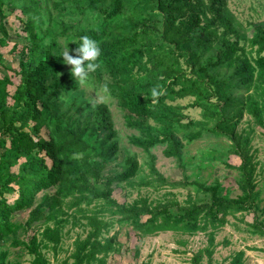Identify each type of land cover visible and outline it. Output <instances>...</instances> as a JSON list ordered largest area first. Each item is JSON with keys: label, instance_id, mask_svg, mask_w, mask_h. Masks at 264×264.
<instances>
[{"label": "trees", "instance_id": "trees-1", "mask_svg": "<svg viewBox=\"0 0 264 264\" xmlns=\"http://www.w3.org/2000/svg\"><path fill=\"white\" fill-rule=\"evenodd\" d=\"M5 5L26 15L25 35H11ZM249 24L251 35L229 0H0V47L15 39L10 51L17 59L14 66L0 52V264H9L1 245L10 236L33 256L32 264H52L42 249L56 253L65 225L83 219L87 234L57 264H108L122 248L118 234H109L116 225L130 226L139 238L204 232L207 244L191 264H224L215 262L217 231L238 214L253 213L251 222L239 220L264 237L257 150L238 130L245 114L264 127V22ZM83 35L100 48L89 83L106 80L126 125L138 131L128 141L146 153V176L135 154L119 158L109 104L91 102L60 56L67 47L76 55ZM188 97L189 104L180 103ZM187 107L201 109V118L190 117ZM224 138L228 152L240 157L225 164L235 171L236 194L219 179L168 178L152 152L165 144L164 155L185 167L186 145ZM137 177L141 187L165 190L163 197L119 201L116 186ZM181 188L188 191L183 199L175 192ZM36 223H43L39 233L16 237ZM245 254L236 251L229 264H244Z\"/></svg>", "mask_w": 264, "mask_h": 264}, {"label": "rangeland", "instance_id": "rangeland-1", "mask_svg": "<svg viewBox=\"0 0 264 264\" xmlns=\"http://www.w3.org/2000/svg\"><path fill=\"white\" fill-rule=\"evenodd\" d=\"M229 7L237 16L238 22L243 26V32L251 35L252 27L250 22H264V0H229ZM5 13L8 15L7 26L11 35L16 39L15 34L25 35L23 31V22L26 15L20 8L12 10L5 5ZM15 39L9 45L0 47V52L5 59L9 60L14 66L17 65L15 54L10 51ZM22 46L26 39L24 36L17 40ZM5 70L0 67V77L4 76ZM17 81V78H14ZM106 80L99 84L81 85L85 91L86 97L91 102H106L109 104L115 128L118 131L120 141L119 158L123 159L127 154H135L142 163L140 176L148 175L146 164L147 155L139 147L129 143L128 137L133 133H138L126 125L125 112L118 106L116 99L109 93L105 85ZM107 89V91H105ZM192 98L180 100L181 104L187 105ZM185 112L193 118H201V109L187 107ZM238 130L245 132L251 137L253 150L256 149L258 160V188H260L264 198V127L256 125L252 117L245 114L242 121L238 124ZM229 140L204 139L186 145L183 149V161L185 167L180 166L178 160L174 157H167L163 150L165 144L157 145L152 152L157 156L158 169L168 178L181 179L183 174L197 175L203 181L213 183L216 179L222 181L225 186L233 187V194L239 192L236 184L235 171L226 167V163L238 164L240 157L228 152ZM120 170L121 167H118ZM140 177L132 182H124L116 186L114 196L119 201H131L138 195H147L152 199L159 200L165 192H157L148 187H141L137 183ZM178 198H185L187 190L181 188L175 190ZM10 199L13 196H10ZM15 196V194H14ZM258 215L264 220V199L257 210ZM24 217L26 212H21ZM244 217L247 221L253 220V213L238 214V219L230 217L229 224L217 231L218 247L214 254L215 262L229 264L228 259L232 254L240 249H244V264H264V237L250 234L246 229L247 225L239 219ZM43 223H36L27 232L20 231L16 237L27 239L33 233H39ZM88 226L85 220L77 223L68 222L65 225L63 239L58 251L55 253L52 249H42L52 264L63 262L74 250V241L78 236L84 237L87 234ZM117 233L122 248L119 252L110 255L108 264H191L190 257L200 248L206 246L207 235L199 232L195 235L176 233L173 231L160 232L154 235L143 236L139 238L130 226L116 225L109 234ZM14 237L10 236L3 244L1 249L9 251V264H32L33 256L29 254L24 246H14L12 244ZM67 264H73L70 259Z\"/></svg>", "mask_w": 264, "mask_h": 264}, {"label": "clouds", "instance_id": "clouds-1", "mask_svg": "<svg viewBox=\"0 0 264 264\" xmlns=\"http://www.w3.org/2000/svg\"><path fill=\"white\" fill-rule=\"evenodd\" d=\"M77 45L78 47L73 50L76 55L70 54L69 47H67L66 50L63 49L61 51L60 56H62L66 64L72 66L71 75L75 78V81H79L81 85H87L90 73H93L98 67L97 58L100 55V48L98 43L87 35L81 36ZM151 94L152 96L159 95L155 89H153Z\"/></svg>", "mask_w": 264, "mask_h": 264}]
</instances>
